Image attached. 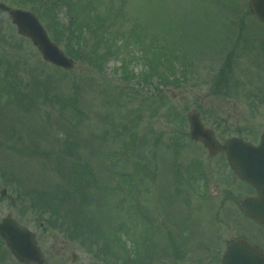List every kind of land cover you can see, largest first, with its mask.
I'll return each mask as SVG.
<instances>
[{
	"label": "rangeland",
	"instance_id": "rangeland-1",
	"mask_svg": "<svg viewBox=\"0 0 264 264\" xmlns=\"http://www.w3.org/2000/svg\"><path fill=\"white\" fill-rule=\"evenodd\" d=\"M0 2L33 11L80 58L69 71L44 61L0 10L11 90L0 105V219L32 230L47 264H220L229 239L252 241L240 203L253 190L190 140L186 118L200 112L222 141L264 132V25L249 0ZM101 35L99 51L111 50L97 70L88 55ZM0 264H20L1 237Z\"/></svg>",
	"mask_w": 264,
	"mask_h": 264
},
{
	"label": "water",
	"instance_id": "water-1",
	"mask_svg": "<svg viewBox=\"0 0 264 264\" xmlns=\"http://www.w3.org/2000/svg\"><path fill=\"white\" fill-rule=\"evenodd\" d=\"M249 7L250 12L264 22V0H250ZM0 9L9 13L18 33L29 37L45 60L65 69L74 67L73 59L51 41L34 13L23 9H11L4 3H0ZM188 119L191 138L194 141H202L212 155L225 151L231 167L239 177L258 190L259 197L247 198L243 206L250 216L264 224V133L257 145L238 137L230 138L222 144L216 139L214 131L204 126L199 112H190ZM5 192L3 190V194ZM0 234L20 261L43 263L34 241V234L30 230L7 217L0 221ZM222 264H264V253L258 246H251L244 240L233 239L228 244Z\"/></svg>",
	"mask_w": 264,
	"mask_h": 264
},
{
	"label": "trees",
	"instance_id": "trees-1",
	"mask_svg": "<svg viewBox=\"0 0 264 264\" xmlns=\"http://www.w3.org/2000/svg\"><path fill=\"white\" fill-rule=\"evenodd\" d=\"M47 2H51L52 4H54V5L56 4L57 5V3H55V0H47ZM42 5H43V3H42ZM106 21L107 20L105 18V22ZM76 26H77V28H79V25L78 24ZM104 29L105 30H102V35L106 36L107 35V29L106 28H104ZM65 32H66V34L68 36H72L73 37L75 35L74 30H72V28H70V27L66 28L65 29ZM102 35L98 39L97 44H95V45L92 46V50H91V52L88 55L89 56V63L92 65V68H95L97 70L102 69L101 68V63L103 61H105V59L107 58V56L109 54V51L111 50L110 45H104V47H106V49H109V51L106 53V55L104 56V54L102 53L103 51H101V52L99 51V49H100L99 47L103 43V41L106 42V43H108V39H105L104 37H102ZM72 54H73L72 57L75 60L77 58L80 59L77 54H75V53H72ZM168 61H170V60H168ZM122 78H124V76ZM9 86H10V84L8 82H6L4 80H0V105L2 103V100H4L3 99L4 98V95H6L9 92H11V90L9 89ZM10 97L11 96H7V98H10ZM3 122L4 121H2V123ZM2 173H4L3 170L1 171V174ZM11 182L14 183V184H16L15 182L20 183V179H18L17 175L12 174V176H11ZM22 186H24V184H22ZM13 189H14V191L16 190L15 188H13ZM20 189H22V188H20ZM16 191H18V190H16ZM20 192H21V190L19 191L18 194H20ZM61 209L64 210L67 214H70V215L76 214L75 224H76V227H77L78 231H82V229L85 228V226H84V219H82L79 215H77L78 212L76 210H72L71 208H68V206L67 205H64V204H63V206H61ZM53 211H54V213L56 211V209L54 207H53ZM66 223L64 222V224H66ZM66 225L70 226L69 224H66Z\"/></svg>",
	"mask_w": 264,
	"mask_h": 264
},
{
	"label": "flooded vegetation",
	"instance_id": "flooded-vegetation-1",
	"mask_svg": "<svg viewBox=\"0 0 264 264\" xmlns=\"http://www.w3.org/2000/svg\"><path fill=\"white\" fill-rule=\"evenodd\" d=\"M253 192L254 193L252 194V197H256L258 195V193L254 189H253ZM250 220L254 223V227H255V228L253 227L254 229L252 230V241L250 239H246V237H244V236H246L245 234H247L246 232H244L241 235H237L235 238H242V239L248 241L252 245H259L264 252V225L260 224L259 222H257L253 218H250ZM256 224L258 225L257 227H256Z\"/></svg>",
	"mask_w": 264,
	"mask_h": 264
}]
</instances>
